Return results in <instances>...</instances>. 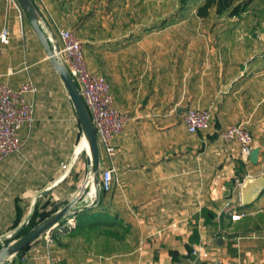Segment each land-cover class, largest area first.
I'll return each mask as SVG.
<instances>
[{"label": "crops", "instance_id": "crops-1", "mask_svg": "<svg viewBox=\"0 0 264 264\" xmlns=\"http://www.w3.org/2000/svg\"><path fill=\"white\" fill-rule=\"evenodd\" d=\"M177 1L31 0L35 23L20 0H0V37H10L0 40V82L37 89L26 95L35 122L20 132L24 147L0 163V251L35 213L79 199L49 230L52 242L46 232L2 264H264V0L209 19ZM61 30L82 41L89 70L130 117L112 161L99 145V183L49 55ZM190 109L210 111L208 129L188 132ZM233 125L251 133L257 163L221 139ZM111 168L106 193L100 179ZM90 208L115 225L86 229L79 213Z\"/></svg>", "mask_w": 264, "mask_h": 264}, {"label": "built area", "instance_id": "built-area-1", "mask_svg": "<svg viewBox=\"0 0 264 264\" xmlns=\"http://www.w3.org/2000/svg\"><path fill=\"white\" fill-rule=\"evenodd\" d=\"M9 32L4 29L0 40L8 44ZM61 48L54 50V57L66 68L91 114L99 145L112 161L116 155L114 139L126 128L130 117L120 112L115 106L110 83L102 76L96 75L88 68L83 43L70 30L59 31ZM32 82L23 83L15 90L8 84L0 82V163L19 153L24 147L20 132L24 127H33L35 122V105L26 100L27 94L36 93ZM211 113L208 110L190 109L184 115V123L190 134H197L208 129ZM222 140L239 145L243 159L249 160L254 150L253 137L243 125H233L222 131ZM68 169V165H63ZM114 169H107L100 179V190L109 193L113 189ZM240 182L239 185H244ZM96 193L91 196L95 205ZM237 219L238 217H233ZM52 242L50 232H47Z\"/></svg>", "mask_w": 264, "mask_h": 264}, {"label": "water", "instance_id": "water-1", "mask_svg": "<svg viewBox=\"0 0 264 264\" xmlns=\"http://www.w3.org/2000/svg\"><path fill=\"white\" fill-rule=\"evenodd\" d=\"M24 9L29 13L32 20L36 23L37 13L31 2V0H20ZM37 25V24H36ZM41 39L46 41L45 36L43 35L42 30L39 26H35ZM49 55L52 61L55 64V67L61 76V79L69 93V96L73 102L75 107L77 117L79 119L80 125L82 127L85 138L89 142L90 156H89V168L93 174H95L96 182L99 183V172H100V147L98 138L96 135L95 127L92 122L91 114L79 92V89L66 70V68L54 57V53L49 50ZM259 158V149H254L251 155V161L253 163H257ZM247 184L245 183L244 187V195H245V203L249 202L247 197ZM243 187V188H244ZM80 198V197H79ZM79 199L72 201L58 213L48 217L41 223H39L35 228L29 231L26 235L18 238L16 241L12 243H7L4 245L2 250L0 251V264H2L7 258L15 256L22 252L27 246L33 243L36 239L40 238L43 234L48 232L52 227L57 225L64 218L70 216L72 213L73 207L76 205ZM31 217L27 219V221L17 229L15 235H18L20 231L29 223Z\"/></svg>", "mask_w": 264, "mask_h": 264}, {"label": "trees", "instance_id": "trees-1", "mask_svg": "<svg viewBox=\"0 0 264 264\" xmlns=\"http://www.w3.org/2000/svg\"><path fill=\"white\" fill-rule=\"evenodd\" d=\"M254 0H180L179 4L183 9L187 8H197L196 15L199 18L209 19L211 16L215 15L217 18H235L241 17L244 13L247 12L248 8ZM52 211L45 212L39 215H34L32 221L29 223V226L22 229L17 238H20L26 235L29 231L37 226L36 219L39 218V223L47 219L52 215ZM87 217V225L86 229L92 231L99 229L103 226H113L115 225L114 222L105 221V222H98V212L93 210L92 208L86 209L79 215Z\"/></svg>", "mask_w": 264, "mask_h": 264}, {"label": "bare ground", "instance_id": "bare-ground-1", "mask_svg": "<svg viewBox=\"0 0 264 264\" xmlns=\"http://www.w3.org/2000/svg\"><path fill=\"white\" fill-rule=\"evenodd\" d=\"M86 143H87V147H86V145H85V143H84V146L86 147V150L90 153V149H89V142H88V140L86 139Z\"/></svg>", "mask_w": 264, "mask_h": 264}, {"label": "rangeland", "instance_id": "rangeland-1", "mask_svg": "<svg viewBox=\"0 0 264 264\" xmlns=\"http://www.w3.org/2000/svg\"><path fill=\"white\" fill-rule=\"evenodd\" d=\"M177 5H180V4H179V1H177ZM179 7H180V6H179Z\"/></svg>", "mask_w": 264, "mask_h": 264}]
</instances>
